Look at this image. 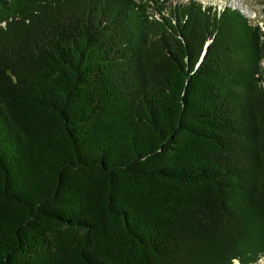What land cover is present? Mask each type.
<instances>
[{
	"label": "trees",
	"instance_id": "16d2710c",
	"mask_svg": "<svg viewBox=\"0 0 264 264\" xmlns=\"http://www.w3.org/2000/svg\"><path fill=\"white\" fill-rule=\"evenodd\" d=\"M263 256L264 18L0 0V264Z\"/></svg>",
	"mask_w": 264,
	"mask_h": 264
},
{
	"label": "rangeland",
	"instance_id": "374dc122",
	"mask_svg": "<svg viewBox=\"0 0 264 264\" xmlns=\"http://www.w3.org/2000/svg\"><path fill=\"white\" fill-rule=\"evenodd\" d=\"M202 4H211L216 7V9H222L225 6L235 8L241 12L237 7L239 5H245L248 7L249 11L254 12L255 15L248 17L243 13V15L252 23L261 24V20L264 18V3L263 0H198ZM230 2V4H229ZM254 264H264V256L258 259Z\"/></svg>",
	"mask_w": 264,
	"mask_h": 264
},
{
	"label": "bare ground",
	"instance_id": "6f19581e",
	"mask_svg": "<svg viewBox=\"0 0 264 264\" xmlns=\"http://www.w3.org/2000/svg\"><path fill=\"white\" fill-rule=\"evenodd\" d=\"M229 4H230V2H229ZM236 8H238L242 13L247 15L249 18L255 15V13L249 11L248 7L245 5H239V7L236 6Z\"/></svg>",
	"mask_w": 264,
	"mask_h": 264
},
{
	"label": "water",
	"instance_id": "95a60500",
	"mask_svg": "<svg viewBox=\"0 0 264 264\" xmlns=\"http://www.w3.org/2000/svg\"><path fill=\"white\" fill-rule=\"evenodd\" d=\"M206 46V45H205ZM205 50V48L203 49V51ZM201 57H202V55H201Z\"/></svg>",
	"mask_w": 264,
	"mask_h": 264
}]
</instances>
